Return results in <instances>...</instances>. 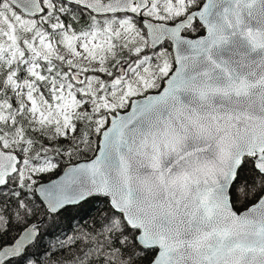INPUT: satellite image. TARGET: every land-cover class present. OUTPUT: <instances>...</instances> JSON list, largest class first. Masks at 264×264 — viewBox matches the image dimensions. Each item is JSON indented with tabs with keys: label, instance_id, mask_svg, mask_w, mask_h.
Segmentation results:
<instances>
[{
	"label": "snow or ice",
	"instance_id": "6c2138e0",
	"mask_svg": "<svg viewBox=\"0 0 264 264\" xmlns=\"http://www.w3.org/2000/svg\"><path fill=\"white\" fill-rule=\"evenodd\" d=\"M0 264H264V0H0Z\"/></svg>",
	"mask_w": 264,
	"mask_h": 264
}]
</instances>
